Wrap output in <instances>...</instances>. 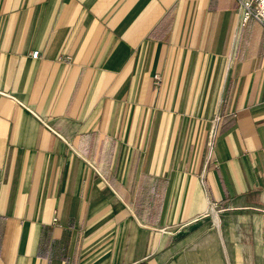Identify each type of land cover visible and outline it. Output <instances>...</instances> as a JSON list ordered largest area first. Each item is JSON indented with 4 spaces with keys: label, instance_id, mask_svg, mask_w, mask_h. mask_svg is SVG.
<instances>
[{
    "label": "crops",
    "instance_id": "crops-1",
    "mask_svg": "<svg viewBox=\"0 0 264 264\" xmlns=\"http://www.w3.org/2000/svg\"><path fill=\"white\" fill-rule=\"evenodd\" d=\"M240 1L0 0V264H163L210 211L264 216Z\"/></svg>",
    "mask_w": 264,
    "mask_h": 264
},
{
    "label": "rangeland",
    "instance_id": "rangeland-1",
    "mask_svg": "<svg viewBox=\"0 0 264 264\" xmlns=\"http://www.w3.org/2000/svg\"><path fill=\"white\" fill-rule=\"evenodd\" d=\"M178 239L176 253L163 264H264V216L259 214L210 211Z\"/></svg>",
    "mask_w": 264,
    "mask_h": 264
},
{
    "label": "built area",
    "instance_id": "built-area-1",
    "mask_svg": "<svg viewBox=\"0 0 264 264\" xmlns=\"http://www.w3.org/2000/svg\"><path fill=\"white\" fill-rule=\"evenodd\" d=\"M237 10L239 12L240 23L242 25L249 19H254L264 28V0H249L246 2L240 1ZM31 56L33 58H37L38 52L32 53Z\"/></svg>",
    "mask_w": 264,
    "mask_h": 264
}]
</instances>
